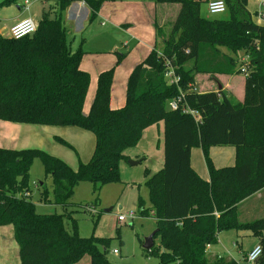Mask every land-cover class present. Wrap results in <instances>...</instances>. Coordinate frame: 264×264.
I'll return each instance as SVG.
<instances>
[{
	"label": "trees",
	"instance_id": "16d2710c",
	"mask_svg": "<svg viewBox=\"0 0 264 264\" xmlns=\"http://www.w3.org/2000/svg\"><path fill=\"white\" fill-rule=\"evenodd\" d=\"M16 1L0 0V7ZM73 1L58 0L54 15L44 11L32 35H0V120L76 126L95 137L90 160H80L77 169L40 148L0 146V225L13 226L20 264H75L86 254L91 264H112L109 239L79 233L68 210L70 199L82 181L92 182L95 191L119 181L120 163L129 159L125 150L140 141L148 126L161 121L164 163L146 180L151 207L142 212L155 217L154 237H160V245L145 249L140 240L145 252L156 254L159 264H240L211 254L208 246L218 241L221 231L247 230L263 248L256 264H264V216L244 219L241 214L242 202L264 188V23L254 20L248 0H224L227 15L222 18L202 15L197 0H155L180 5L170 31L158 29L161 47L131 72L122 107H111L115 67L102 71L88 114L84 104L91 76L80 66L85 52L81 47L72 51L62 16ZM81 1L91 10V22L104 2L116 0ZM243 57L248 63L243 100L234 101L222 89L193 88L198 73H242L237 66ZM169 65L181 75L179 85L168 83ZM181 92L182 106L195 110L197 118L169 107ZM55 139L72 147L64 138ZM218 145L235 147L234 165H214L210 149ZM194 147L202 149L208 180L191 165ZM36 158L52 180L54 203L63 206L62 214L38 212L26 195ZM42 190L41 197H47L43 184ZM142 204L140 198L139 208ZM66 218L72 220V229Z\"/></svg>",
	"mask_w": 264,
	"mask_h": 264
},
{
	"label": "rangeland",
	"instance_id": "374dc122",
	"mask_svg": "<svg viewBox=\"0 0 264 264\" xmlns=\"http://www.w3.org/2000/svg\"><path fill=\"white\" fill-rule=\"evenodd\" d=\"M52 4L58 0H48ZM172 7L178 12L180 5L173 3ZM12 6V5H9ZM7 6V7H9ZM17 9H19L16 6ZM202 15H208L210 18H220L225 14H209L205 11V3L202 6ZM176 15H171L169 22L164 23L163 30L168 33L171 28L173 19ZM260 18V17H259ZM36 21L37 19L34 18ZM257 23L261 21L254 18ZM97 21H93L92 26L97 25ZM83 33L73 41L76 48L81 47L84 52L104 48L106 46L102 41H94L95 30L93 28H85ZM121 44V43H120ZM76 49V50H77ZM125 46L115 53L116 56L125 54ZM224 51L228 52L225 48ZM95 53V52H94ZM243 53L240 52V56ZM119 60L123 59V57ZM192 66V62L187 64V67ZM240 69V64L237 66ZM218 81L209 73L196 74L195 82L198 88L205 90L218 89L219 83L225 84L230 81L233 89H225L224 92L229 95L234 101L242 100L244 95L243 83L245 75L243 73L222 76L217 75ZM220 81V82H219ZM92 98V99H91ZM94 98V88H90L88 93L86 106L88 111ZM79 127L66 128V133L63 138L68 141L72 147H69L59 141H55L51 148L52 154L66 161L71 167L77 169L81 161L90 159L94 151L95 141L93 133L86 130H81ZM73 129V130H72ZM164 123L152 124L148 126L142 135L140 141L135 145L125 150L129 156L128 160H122L120 165V180L111 182L102 186L99 191H95L92 182L82 181L74 190L71 204L68 205V210L72 211L73 218L77 221L78 231L82 236L89 237L95 235L109 239V251L107 253L108 260L112 264H159L156 254L145 252L140 240H144L154 233L157 229V221L151 214L147 215L142 212L149 210L151 207L149 189L146 186V180L151 176L152 172H157L159 164L163 161L164 147ZM228 149H233L234 146L218 145L211 150L215 163L218 162L220 156L228 153ZM87 160V161H88ZM130 160H137L138 164H131ZM201 163L205 169L207 168L204 156L201 157ZM218 164V163H217ZM29 190L30 197L36 205V209L40 213L62 214L64 208L62 205L54 203L53 191L51 188L52 180L46 175L44 165L39 158H36L29 171ZM43 188L47 189V197L42 198L41 192ZM37 184V185H36ZM142 199V207L139 208V199ZM264 204V202H262ZM130 211H135V217L127 218L120 222L118 215L120 213L128 215ZM263 212H259L257 207L255 213L250 218L264 216ZM261 215H260V214ZM68 228L72 229V220L66 218ZM219 236L218 241L208 246V251L214 255L231 257L241 261L242 250H249L252 244L257 242V238L247 230H224ZM237 244V246L235 245ZM154 245H160V237H154ZM15 246V249L12 248ZM242 246V247H241ZM243 248V249H242ZM0 264H20L19 247L15 240L14 228L11 224L0 225Z\"/></svg>",
	"mask_w": 264,
	"mask_h": 264
},
{
	"label": "crops",
	"instance_id": "0c3cea01",
	"mask_svg": "<svg viewBox=\"0 0 264 264\" xmlns=\"http://www.w3.org/2000/svg\"><path fill=\"white\" fill-rule=\"evenodd\" d=\"M26 1L27 0H17L15 3L10 4L12 6L3 5L0 7V35L4 37H10V28L18 20L23 18H32L36 23H38L42 18L44 11H50L52 15L57 12V1H55L53 4L48 0H29L28 4ZM197 1L201 2V11L202 6L205 3V11L206 13H209L208 3L212 0ZM172 4L173 3L165 2L157 3L155 0L106 1L102 4L98 16L95 19L98 22L96 26H92L93 21L90 22L89 20L91 10L84 1H73L67 7L62 16L64 25L68 31V38L70 40L72 51L77 49V46L73 40L77 39L79 34L81 35L85 28H93L95 30L94 41H102L106 44L104 48L88 51L86 50V53L82 58L80 65L81 69L87 71L91 76L88 93H90V88L93 87L95 98L99 74L102 71L115 67V76L111 92V107L119 108L125 104L127 82L131 72L136 67V65L141 63L154 48L161 47L162 43L160 35L158 34V29H163L164 23L169 22L171 15L173 16L176 15V13L178 14V12H176L177 9L172 7ZM16 6L19 9H17ZM248 8L253 13L254 18H257L261 21L260 24H263L264 0H248ZM219 14H225L222 17H226L227 15L226 11ZM206 16L209 17L208 15ZM34 18H36L37 21ZM80 45L81 44H79V46ZM123 46H125L126 50L124 51L125 53L121 54L125 55H120L121 58L123 57V59L119 60L120 56H116L115 53L122 49ZM221 75L225 77L227 76L226 74ZM212 77L218 81L217 76ZM242 87L245 92V79ZM193 88L199 92L215 90L211 88L208 90L198 88L196 82L194 83ZM218 89H222L223 91L225 89L232 90L233 87L230 81L227 80L224 85L219 83ZM86 100L84 104V112L88 114L90 109L88 111V108H85ZM71 127L76 128V126L24 124L0 120V146L14 149L40 148L52 154V150L49 147L53 146L54 142L56 141L55 137L63 138V134L66 133V128ZM93 139L95 141L94 136ZM212 148H214V146L211 147V150ZM211 150L210 155L216 167L234 165L236 156L235 147L234 150L228 149L227 155H229V157L225 155L223 158L226 152L220 156L217 162L218 164L215 163V159L213 154H211ZM202 156L203 152L200 147L192 148L191 165L203 179L208 180L209 172L208 169H205L201 163ZM162 159L163 161L161 164H159L160 166H158L159 170L163 167L164 157ZM87 160L88 159H85L83 162H87ZM139 162L140 160L137 162V164ZM72 166L74 167L73 164ZM153 173L154 172L151 174ZM30 193L31 192L29 190L26 192V195H30ZM262 202H264V188L242 202L241 214L244 219H252L250 217H252V215L255 213L256 207L260 213L263 212L262 207H264V204ZM221 232L219 233V236H222L223 233ZM257 244L258 239L256 243L252 244L249 250H251ZM235 245L237 246V244ZM12 248L15 249V246ZM249 250H242L240 252L242 259L244 254ZM91 263V256L86 254L75 264Z\"/></svg>",
	"mask_w": 264,
	"mask_h": 264
},
{
	"label": "built area",
	"instance_id": "2783aa9c",
	"mask_svg": "<svg viewBox=\"0 0 264 264\" xmlns=\"http://www.w3.org/2000/svg\"><path fill=\"white\" fill-rule=\"evenodd\" d=\"M29 0L26 1L28 4ZM227 9V5L224 0H212L208 3V11L211 14H218L225 12ZM37 29V23L32 18H23L21 20H18L16 23H14L10 28V35L13 38L20 39L23 37H26L28 35H32ZM242 60L244 63L240 66L241 72L245 75L248 73V63L247 57H243ZM165 77L169 84H175L179 85V82L181 81V75L176 73V69L174 66L169 65L168 69L165 72ZM184 99V93L181 92V94L174 99H171L169 101V107L171 109H179L182 108L183 112L185 113H191L194 117L197 118V112L188 106L184 105L182 106V102ZM135 211H130L128 215L120 213L118 215V219L120 222H123L127 220V218H134ZM153 215V214H152ZM263 248L258 243L255 245L251 250L247 251L246 254L243 256V259L240 261V264H256L260 256L262 255Z\"/></svg>",
	"mask_w": 264,
	"mask_h": 264
},
{
	"label": "water",
	"instance_id": "95a60500",
	"mask_svg": "<svg viewBox=\"0 0 264 264\" xmlns=\"http://www.w3.org/2000/svg\"><path fill=\"white\" fill-rule=\"evenodd\" d=\"M138 161L130 160L131 164H137ZM156 232V231H155ZM154 233H152L149 237L145 239V242L143 244V247L145 249H151L154 246Z\"/></svg>",
	"mask_w": 264,
	"mask_h": 264
}]
</instances>
